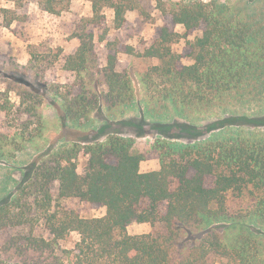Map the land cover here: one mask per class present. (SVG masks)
Masks as SVG:
<instances>
[{
    "label": "trees",
    "instance_id": "1",
    "mask_svg": "<svg viewBox=\"0 0 264 264\" xmlns=\"http://www.w3.org/2000/svg\"><path fill=\"white\" fill-rule=\"evenodd\" d=\"M5 1L13 8H0V19L9 26L23 0ZM85 1L91 3L94 24L109 8L121 26L123 14L135 8L133 0ZM71 2L38 0V5L60 15ZM253 4L245 1L247 7ZM169 15L185 34L202 33L186 42L181 56L172 49L179 35L163 26L141 53L158 61L138 76L147 115L156 113L152 104H161L182 119L152 123L160 136L159 170L141 172L145 156L134 151L133 138L110 131L108 120L94 133L53 150L18 187L21 196L0 203V231L18 229L4 248L16 260L0 259V264H264V9L192 1L174 3ZM75 37L78 48L64 67L80 73L95 61L94 31L83 26ZM184 58L191 63L184 64ZM115 63V55H109L100 71L104 90L99 94L80 89L62 97L63 118L83 126L101 105L109 111L132 105L131 79L116 71ZM14 92L18 103L10 100L8 89L0 91L2 158H14L42 128V96L20 86ZM216 112L222 115L205 125L189 121ZM2 116L13 117L14 125H5ZM143 135L141 129L136 134ZM80 155L82 174L76 163ZM54 199H78L106 212L82 218L69 208L57 209ZM39 223L45 235L33 233ZM132 223L149 224L152 231L129 235ZM72 233L77 241L63 246Z\"/></svg>",
    "mask_w": 264,
    "mask_h": 264
},
{
    "label": "rangeland",
    "instance_id": "2",
    "mask_svg": "<svg viewBox=\"0 0 264 264\" xmlns=\"http://www.w3.org/2000/svg\"><path fill=\"white\" fill-rule=\"evenodd\" d=\"M135 8L123 14L121 26H117L113 10L102 9L99 22L91 23L93 17L91 3L85 0H72L69 10L60 15H50L39 8L38 0H23L21 8L16 10L17 20L6 26V21L0 19V91L9 90V98L18 103L15 89H33L43 98L39 108L42 128L40 134L25 148L16 153L14 158L0 157V203L10 202L18 193V187L26 185V177L33 168L53 150L70 146L75 139L90 135L109 121L113 125L110 131H118L120 135L133 138V149L142 153L145 160L140 163L141 172L156 171L160 168L156 141L160 139L154 122H181L182 119L168 107L166 112L161 104H152L154 115H147L145 89L139 82L138 76L149 67L157 65L156 59L141 57L157 38L159 30L168 26L179 35V41L172 46L173 51L184 56L187 41L194 40L202 33L197 29L185 34L181 25L171 22L169 11L174 3L203 1L210 3L237 5L239 9L260 11L264 9V0H254L251 7L245 5L246 0H133ZM0 8L12 9L11 2L0 0ZM94 31L95 61L88 69L76 73L65 69V60L73 55L79 45L75 33L81 27ZM115 55V69L129 76L132 82L135 99L131 106H120L107 110L101 105L96 112L88 114V120L83 126L71 123L63 118L60 102L70 92L80 89L99 94L104 90L100 71L107 64L108 56ZM184 64L191 63L182 59ZM222 114L194 117L189 119L197 126L205 125L213 118ZM3 117L5 125L13 126V117ZM144 131V135L136 134ZM107 131V129H106ZM203 137L207 138L208 134ZM186 142L187 139H182ZM77 172L82 174L85 158L82 155L76 161ZM18 193V194H17ZM56 196L55 192H52ZM54 206L74 210L82 218H98L105 215V208H94L78 199H54ZM25 198L20 203H24ZM33 198L28 204L33 206ZM248 202L242 203L244 209ZM239 205L231 207L237 209ZM56 209V207H55ZM18 230V229H17ZM17 230L0 231V259L15 261L13 253H6L5 243ZM152 231L149 224L132 223L127 227L129 235L147 234ZM34 234L45 235L46 229L39 223L33 227ZM78 235L72 233L63 246L71 247L77 241Z\"/></svg>",
    "mask_w": 264,
    "mask_h": 264
}]
</instances>
